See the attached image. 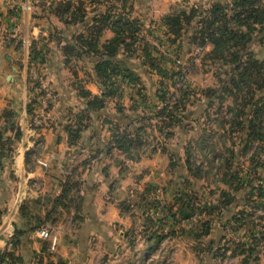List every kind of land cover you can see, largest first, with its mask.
I'll list each match as a JSON object with an SVG mask.
<instances>
[{"label":"rangeland","instance_id":"374dc122","mask_svg":"<svg viewBox=\"0 0 264 264\" xmlns=\"http://www.w3.org/2000/svg\"><path fill=\"white\" fill-rule=\"evenodd\" d=\"M196 1L179 0L177 4L180 6L178 5L177 9L185 6L184 10L187 12L196 7L204 10L220 0H214L210 5L205 4L204 8L196 5ZM221 1L229 5L230 13L232 0ZM163 3V0H157L158 9L154 14L147 17L138 16L142 23V31L139 34L142 42L137 41L132 45L134 52L126 64L135 79L131 80L125 78L124 74H118L113 79L117 93L107 98L106 107L94 116H88L84 124L86 130L88 129L87 134H110L111 137L113 133L124 131L125 124L122 121H127L132 126L127 130V149L113 147L111 154L107 156L108 159H104L112 166L113 174L110 177L116 190L113 196L122 200L120 203L123 211L133 210V213H136V208L131 206L129 200H145L148 209L156 212L155 217H165V229L170 233L173 227L168 224V205L176 203L175 198L187 193L186 196L193 199L196 209L188 220H182L180 244L192 248L199 257L207 253L210 247L213 252L209 257L213 258L215 264H221L224 247L227 246L226 229L240 238L253 237L255 233L264 231V196L259 198V191L252 194V185L264 187V143L249 141L244 149L246 141L235 126L237 110L243 107L245 101L252 96L250 92L257 86L252 80L246 81L247 84H243L239 89L224 87L223 81L229 65L212 59V46L201 45L200 38L193 40L195 32L192 26H186L188 34L184 30L182 36L173 42L175 36L169 33L163 20L170 15L165 11L171 10L172 5ZM144 20L147 24L143 23ZM107 34L105 31L103 40ZM259 37V42L250 44V50L257 52L259 59L264 60V35ZM32 48L30 46L29 52L33 53ZM126 53L130 54L129 51ZM123 57L121 52L120 58ZM150 63L156 67H151ZM66 65L69 67V74L62 81L68 87H78L81 97L82 91H87V86L95 90L96 86L100 87L92 76L93 72L85 70L90 67L89 64L71 60L66 62ZM78 68L81 70V78L72 73L73 69ZM37 69L34 71L36 74L40 71ZM34 72H28L25 76L27 88L32 89V92L35 84ZM255 76V80H262L258 74ZM43 80L47 85L44 76ZM185 92L188 96L184 97ZM258 94L264 104V92L259 91ZM176 103L180 106L177 110L173 109ZM40 104L42 105L41 100ZM166 106L169 109L163 114V108ZM8 107L0 109V117L5 118L13 129L16 114ZM169 112L174 113L175 120L171 121V118L167 117ZM81 113L82 111H79L77 115L81 116ZM2 128L0 124L1 135ZM135 129L139 133L135 132ZM3 146L0 141V149H3ZM188 161L192 163L193 170L188 168ZM131 162L133 186L123 179L127 168L130 170ZM149 179L153 181L149 182ZM153 183L155 186H152ZM12 192L20 193L19 190L15 191V186ZM78 192V185L74 184L68 199L65 200L69 203L65 209L66 215L77 207ZM14 198L16 200L17 195ZM229 199L230 204L227 203ZM158 202L166 204L165 212L157 213L160 205ZM226 204L233 214L244 212V221L236 223L234 220L231 224L220 222L219 211L226 212ZM175 205L174 211L178 210L181 204ZM211 208L214 210L209 212ZM56 219L58 220L55 218L54 221ZM54 221L50 219L46 222L56 224ZM208 222L213 234L201 236L203 225ZM211 241L215 243L212 247ZM231 246L234 255L241 254V245L232 243ZM261 246L258 257L264 256V242ZM242 258L241 256L238 260L235 259V263L242 261ZM256 263L257 261L250 264Z\"/></svg>","mask_w":264,"mask_h":264},{"label":"crops","instance_id":"0c3cea01","mask_svg":"<svg viewBox=\"0 0 264 264\" xmlns=\"http://www.w3.org/2000/svg\"><path fill=\"white\" fill-rule=\"evenodd\" d=\"M58 1L64 0H40L35 11L28 13L22 9L21 0H0V109L9 106L16 114L13 129L0 117L4 145L0 149V252L11 251L12 264H215L209 257L213 252L210 247L199 257L192 248L180 244L182 226H178L170 214L168 224L173 231L167 233L165 217H155L156 212L148 209L145 200L132 198L129 202L136 213L123 211L122 200L113 196L116 190L110 177L112 166L105 161L113 149L110 134L96 136L87 134L88 129H84L74 141L71 139L67 126L75 125L76 115L86 104L78 87H68L62 81L69 74L66 62L87 63L90 67L85 70H91L94 78L95 73L90 60L65 55L64 45L83 25L77 24L76 28L55 16L50 4ZM72 1H84L91 15L101 10L90 0ZM109 1L116 5L115 12L124 11L137 19L139 15L150 16L158 9L157 0ZM163 1V5H172L166 14L185 8L177 9L179 0ZM213 1L197 0L195 4L204 8ZM14 16L18 17L21 32L7 40L12 25L10 18ZM107 33L106 39L113 36L111 30ZM30 46L38 53L36 61L29 52ZM37 68L56 94L47 109L39 105L41 95L36 89L32 92L26 85V74ZM72 73L81 78L79 68ZM86 88L93 95L102 94L100 87ZM41 162H47V166ZM132 169L131 162L123 178L130 186L134 184ZM67 183L78 185L79 191L77 207L68 215L65 213L68 202L55 203ZM14 186L24 197L13 214L16 244L10 247L6 227L17 195L12 192ZM158 209L157 213L165 212L166 204L161 203ZM55 218L58 220L54 221ZM50 219L59 228L56 253L50 252L49 243L35 234L36 229ZM212 234L211 231L209 235ZM158 235L163 238L158 240ZM258 259L256 264H264V256Z\"/></svg>","mask_w":264,"mask_h":264},{"label":"trees","instance_id":"16d2710c","mask_svg":"<svg viewBox=\"0 0 264 264\" xmlns=\"http://www.w3.org/2000/svg\"><path fill=\"white\" fill-rule=\"evenodd\" d=\"M90 1L95 2L97 7L99 6V9H101L95 12L94 15L88 14L84 1L64 0L50 4L55 15L59 16L67 25H83L82 29L77 30L72 35V39L64 45L63 50L67 56L90 60L93 64L96 82L102 90L101 95H93L88 90L82 91L86 107L81 116L77 115L75 125L67 126L71 139L76 138L81 131L86 129L84 120L104 109L107 98H111L117 93L113 79L118 74H124L125 78L128 77L131 80L135 79L126 64L128 58L134 52V49H131L132 45L137 41L142 42V39L139 38L142 31V23L139 19L132 18L124 11L115 12L116 5L110 3L109 0ZM122 6L125 7V2ZM228 7L229 5H225L220 0L212 3L207 9L201 10L196 7L189 12L181 10L166 16L163 20L169 33L175 36L173 42L174 40L176 42L178 37L182 36L184 30L187 33L186 26H192L193 32H195L193 40L200 38L201 45L212 46L210 51L212 59L229 65L227 76L223 81V86H227V89H239L246 81H255L257 88L250 92L252 96L245 101L243 107L238 109L237 114H235L237 117L235 126L239 128L244 136L246 141L244 149H246L249 141L255 140L264 143V104L258 94L259 91L264 92V60L259 59L257 52L250 50V44L259 42V36L264 35V0H232L230 13ZM107 30H111L113 36L103 40L104 32ZM258 33L259 35H257ZM127 51H129V55H127ZM121 52H123V58H120ZM33 55V60L36 61L38 53L33 52ZM150 66L156 67L153 63H150ZM256 74L261 77V81L255 80ZM38 86L39 83H35L33 90ZM213 93L216 94L217 91ZM185 96H188L186 92ZM179 107L176 103L173 109L177 110ZM168 109V106L164 107L162 113L165 114ZM28 112H32V103L28 105ZM172 112L167 115L171 118V121L176 119ZM122 122L125 124V129L122 133L112 134L111 146L112 148L116 147L124 150L127 149L126 138L129 136L127 130L132 126L127 121ZM136 131L139 133L137 129H135ZM0 141H2L1 134ZM188 166L190 170H193L190 161H188ZM73 186L74 183H67L62 194L55 199V203L63 204V200L68 199ZM263 188L262 186L255 187V185H252V194L259 191V198H262L264 196ZM182 195L180 198H175L176 203L168 205L170 217L174 219L178 226H182V220H188L196 209L193 199L186 196L187 193ZM179 203L181 204L180 207L174 211L175 204ZM227 203L230 204L231 200L229 199ZM227 205L224 208L226 212L219 211L220 222L226 224L235 221L236 223L243 222L242 215L244 212L233 214L231 208ZM213 210L214 208H211L209 212ZM223 218L226 220H223ZM209 224L210 222L203 225L204 231L200 233L201 236L211 233ZM253 226H255L254 223ZM182 230L181 227L180 231ZM156 238L161 240L163 236L158 235ZM263 242L264 231L260 232V236L252 244L248 246L241 245L240 255L243 257L241 263L256 262ZM15 244L16 239L14 237L12 245ZM220 251L219 249L218 252ZM13 259L14 255L11 251L0 252V263L7 260L9 264H12Z\"/></svg>","mask_w":264,"mask_h":264},{"label":"built area","instance_id":"2783aa9c","mask_svg":"<svg viewBox=\"0 0 264 264\" xmlns=\"http://www.w3.org/2000/svg\"><path fill=\"white\" fill-rule=\"evenodd\" d=\"M39 1L40 0H21L22 9L28 13H32L35 11L37 3ZM10 21H11L12 25H11L10 32L6 37L7 40H11V39L17 37L21 32V28H20V25L18 23V17L17 16L11 17ZM33 76H34V78H33L34 82L39 83V86L36 88V91L38 92V94L41 95L40 100H41L42 106L44 109H47L49 107V103L51 101L55 100L56 94H55L53 89H51L48 85L45 84V82L43 80L44 74L42 73V71H39L38 74H36L34 72ZM41 163L44 166H47V162H41ZM22 195H23L22 193L17 194V198L14 201L13 210L8 213L9 220L7 221L8 224L6 227V232H7L8 238H9L8 245L10 247L12 246V240H13V237L15 236L14 226L12 225V218H13L14 212L17 211V209L20 205V202L23 199ZM226 230H227L226 231L227 235H225V237L227 238L226 239L227 246L224 247L223 260H222L221 264H236L235 259L238 260V258L241 257L242 255L241 256L240 255H238V256L234 255V249L232 248L231 244L235 243V244H239V245L248 246L255 241V238L260 236V232L255 233V235L253 237L242 236L240 238V237H236L235 233H233L229 229H226ZM35 234L38 238L45 240L49 243V251L50 252H52V253L57 252V247H58V242H59V235H58L59 234V228L55 224H52L50 222H45L43 225H41L39 228L36 229ZM0 264H9V263L7 260H5V261L1 262ZM237 264H240V262Z\"/></svg>","mask_w":264,"mask_h":264}]
</instances>
